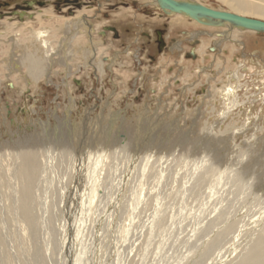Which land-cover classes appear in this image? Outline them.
<instances>
[{"label": "rangeland", "instance_id": "rangeland-1", "mask_svg": "<svg viewBox=\"0 0 264 264\" xmlns=\"http://www.w3.org/2000/svg\"><path fill=\"white\" fill-rule=\"evenodd\" d=\"M23 1L0 0V264H196L231 238L243 249L264 237V35L231 33L236 45L140 0ZM13 38L14 56L31 51L44 76L6 66ZM22 134L38 154L35 233L17 205Z\"/></svg>", "mask_w": 264, "mask_h": 264}, {"label": "bare ground", "instance_id": "bare-ground-1", "mask_svg": "<svg viewBox=\"0 0 264 264\" xmlns=\"http://www.w3.org/2000/svg\"><path fill=\"white\" fill-rule=\"evenodd\" d=\"M140 1H146L147 3H150L152 5L155 6V8L157 7L159 10L163 7V12H165L166 14H170L172 17V20L171 22L173 23L174 21H182L184 20L187 24L191 25L192 23L193 24H196V25H200L202 26L203 28H217L218 30H222V31H219L222 32L220 34H218L220 37L222 35V37H224L225 39L228 40L229 43H234L236 42L237 44L236 45H244L243 43H240L238 41H234L232 40V38L234 39H237L236 36L232 38H230V34L231 33H236V32H250V33H255L254 31H251V30H247V29H244V28H236L234 27L235 25L229 23V22H226V21H223V20H216V19H212L210 17H203V16H192V15H189L187 13H184V12H181V11H176V10H173L172 8L170 7H165L163 5L160 4V1H157V0H140ZM173 1H176V2H184V3H188V4H197V5H200V6H203L205 8H208V9H211V10H214V11H220V12H226V13H229V14H234V15H237V16H241V17H246V18H250V17H258V18H261V19H264V0H219L221 1L222 3H224L228 9V11H224V10H220V9H213L209 6H206L204 4H200V2L196 1V0H173ZM155 10V9H154ZM20 15H23V17H26L29 19L31 17V15H28V14H20ZM49 15V14H48ZM175 16H178V17H175ZM175 17V18H174ZM264 22V20H261ZM179 23V22H178ZM27 24V23H24L22 24L23 26ZM84 25L85 23L82 22V20L80 19H77L76 21V24H74L73 22L69 21L67 22V24L65 25V28H61L64 30V36H62L63 38L61 39L60 41V50L62 49L64 51V49L67 48L68 46V43L72 42L73 40V37L77 35H79V30H77L78 28H81L82 25ZM74 26V27H73ZM85 26V25H84ZM73 27V28H72ZM54 30V29H53ZM51 30V32L53 31ZM56 30V28H55ZM227 30V31H226ZM225 31L228 33V34H225L226 36H224V33ZM204 31L200 30V31H195L192 33V35L190 36H197L198 34H203ZM79 33V34H78ZM205 33V32H204ZM48 34L47 31H42L41 33V36L39 39H43L44 37H46ZM208 36H212L213 33H211L210 31H208L206 33ZM260 34V33H258ZM40 35V34H39ZM189 35V34H188ZM264 35V34H262ZM61 36V35H60ZM37 37V35H36ZM198 37V36H197ZM200 41V39L198 40V42ZM59 43V42H58ZM92 43V42H91ZM219 46L221 44L217 43ZM217 45V47H219ZM223 45V44H222ZM221 45V46H222ZM18 44H17V40H15L14 38L12 39V47H11V53L9 52V57H7L5 59V62H8L6 64V66H9L10 65H16L17 63L21 64V66L25 67V75L27 76H30L31 78H38L40 76L43 75V73L46 72V70H49L47 69V66L44 67L41 60L38 59V56L34 55L31 51H26V52H22L21 55L19 56H14V51L16 48H17ZM59 46V45H58ZM220 46V47H221ZM62 47V48H61ZM63 47H65L63 49ZM219 47V48H220ZM239 47V46H238ZM21 48V47H20ZM24 48V47H23ZM52 47H50L48 45V42L46 41L45 42V54H47V52L51 49ZM53 49V48H52ZM181 50V48H179ZM61 50V51H62ZM97 51V50H96ZM35 52V51H34ZM54 54V53H53ZM66 56V55H65ZM55 57V56H54ZM57 58V57H56ZM54 59V58H53ZM52 55L49 56V58H47V61H48V66L51 67L52 66ZM10 69H13V68H10ZM10 71V70H9ZM45 71V72H44ZM235 74V73H234ZM233 75V74H232ZM44 76V75H43ZM229 76V75H228ZM232 81H237L239 78L236 79L235 75L232 76ZM231 81V82H232ZM231 84V83H230ZM240 87V86H239ZM238 87L233 85H229V86H226L223 91L225 92V96L226 94H230L229 97L232 95H234V93L239 90L237 89ZM255 96V95H254ZM228 97V98H229ZM253 97V95H252ZM248 98V97H247ZM256 100V98H255ZM264 101V100H263ZM234 102L233 99L231 100L230 99V103H231V107H235L234 105ZM239 102V101H238ZM247 102V101H246ZM251 102H254V101H250L249 103L251 104ZM229 104V103H228ZM254 104V103H253ZM229 106V105H228ZM237 106V105H236ZM238 107V106H237ZM239 108V107H238ZM232 109V110H233ZM231 110V112H232ZM247 111V110H246ZM24 135V134H22ZM107 137V136H106ZM18 146H17V160H19V164H18V170L20 172L17 173L20 177H21V188H20V191L18 190V193H17V202H18V209L21 213V216H22V219L29 225H31L32 227V232H36V226L35 227V224H34V221L35 219H33L34 215H32L31 213V208H32V203L34 201V192H33V189L31 190V181L32 179L37 175V173L39 172V168H38V165H37V161H36V154L37 153H34V150L32 149V143H33V140L30 136H20V140L18 141ZM51 144V143H50ZM58 146H59V151H60V156L59 157H62L61 159H63L64 157H68L70 156L71 157V149H69V142L66 143V142H60V143H57ZM51 146V145H50ZM50 146H47L46 149H48V151L51 150ZM53 146V145H52ZM57 146V145H56ZM85 146V145H84ZM36 147V146H35ZM34 147V149H36ZM55 147V146H54ZM88 147V146H87ZM103 147V146H102ZM70 150V151H69ZM58 151V152H59ZM87 151V150H85ZM36 152V151H35ZM41 152V151H40ZM93 153V152H91ZM91 153L89 154L91 156ZM107 152H105L106 154ZM98 154V153H97ZM96 154V155H97ZM38 155V154H37ZM53 155V154H52ZM55 155V154H54ZM53 155V157H54ZM88 155V156H89ZM94 156V155H93ZM93 156H91L92 158H94ZM99 156V155H98ZM77 157V156H76ZM56 158V157H55ZM54 158V159H55ZM40 159V158H39ZM38 159V160H39ZM68 159V158H67ZM96 159V157H95ZM53 160V158L51 159ZM71 161V160H70ZM67 162V161H66ZM18 163V162H17ZM57 164V163H56ZM69 164V163H68ZM60 165V163H59ZM63 165V164H62ZM65 165V164H64ZM43 166V165H42ZM47 166V165H46ZM70 168V166H69ZM68 168V169H69ZM236 168V167H235ZM47 169V168H46ZM61 169V168H60ZM41 170V169H40ZM43 170V169H42ZM74 170V166L71 167V171ZM46 171V170H45ZM54 171V170H52ZM59 171V170H58ZM235 171V170H234ZM44 172V170H43ZM46 173V172H45ZM60 173V172H59ZM235 173V172H234ZM240 173V172H239ZM236 174V173H235ZM17 175V176H18ZM63 176V175H62ZM243 176V175H241ZM56 177V176H55ZM167 177V176H166ZM161 178V177H160ZM229 178V177H228ZM236 178V177H235ZM233 178V179H235ZM61 179V177H60ZM179 179V178H178ZM55 182V181H54ZM210 182V181H208ZM231 182V181H230ZM233 182V181H232ZM216 183V182H215ZM240 183V182H239ZM227 185V184H226ZM225 185V186H226ZM20 186V184H19ZM61 186V185H60ZM65 188V187H64ZM96 188V187H95ZM255 188V187H254ZM66 190V189H65ZM228 190V189H227ZM253 190V189H252ZM46 191V190H45ZM60 191V189H59ZM207 191V190H206ZM219 191V190H218ZM257 191V190H256ZM49 192V191H48ZM62 192V191H60ZM216 192V191H215ZM220 192V191H219ZM232 192V191H231ZM217 193V192H216ZM52 194V193H51ZM63 194V192H62ZM220 194V193H218ZM222 194V193H221ZM53 195V194H52ZM230 195V194H229ZM228 195V196H229ZM66 196V195H65ZM63 196V197H65ZM201 196V195H200ZM204 196V195H203ZM220 196V195H219ZM249 196V195H248ZM54 197H55V193H54ZM67 199H68V195L66 196ZM202 197V196H201ZM224 197V196H223ZM227 197V196H225ZM204 198V197H202ZM213 198V197H212ZM56 199H57V196H56ZM61 199V198H60ZM197 199V198H196ZM211 199V198H210ZM229 199V197H228ZM232 199H235V198H232ZM43 200V199H42ZM65 200V199H64ZM76 200V199H74ZM201 200V199H200ZM221 200V199H220ZM218 200V201H220ZM226 200V199H225ZM52 201V200H51ZM231 201V200H230ZM249 201V200H248ZM58 202V201H57ZM54 203V204H57ZM67 202V201H66ZM74 202V201H73ZM107 202V201H106ZM68 203V202H67ZM195 203V202H194ZM209 203V202H208ZM216 203V202H215ZM222 203V202H220ZM52 204V203H51ZM53 204V205H54ZM62 203H58V205ZM196 204V203H195ZM238 204V203H237ZM79 205V204H78ZM215 205V204H214ZM226 205V204H225ZM229 205V204H228ZM242 205V204H241ZM240 205V206H241ZM46 206V205H45ZM57 206V205H56ZM63 206V205H62ZM200 206V205H199ZM201 206H204L205 205H202ZM224 206V205H223ZM243 206V205H242ZM246 206V205H245ZM59 207V206H58ZM56 207V208H58ZM213 207V206H212ZM247 207V206H246ZM72 208V207H71ZM197 208V207H195ZM206 208V207H205ZM50 209V208H49ZM55 209V208H54ZM53 209V210H54ZM59 209V208H58ZM227 209V208H226ZM52 210V209H50ZM199 210V209H198ZM245 210V209H244ZM47 211V210H46ZM65 211V210H64ZM210 211V210H209ZM222 211V210H221ZM51 212V211H50ZM220 213V212H219ZM228 213V212H227ZM35 214V213H34ZM202 214V213H201ZM214 214V213H212ZM221 214V213H220ZM261 214V213H259ZM263 217H264V211H263ZM52 215V214H51ZM54 215V214H53ZM52 215V216H53ZM223 215V214H222ZM236 215V213H235ZM242 215V214H241ZM234 216V215H233ZM229 217V216H228ZM232 217V216H231ZM261 217V215H260ZM206 218V217H205ZM241 218V217H239ZM238 218V219H239ZM254 218V217H253ZM262 218V217H261ZM53 219V218H52ZM201 219V218H200ZM212 219V218H211ZM251 219V218H250ZM263 219V218H262ZM34 220V221H33ZM203 220V219H202ZM201 220V221H202ZM234 220V219H233ZM232 220V221H233ZM236 220V219H235ZM58 221V220H57ZM242 221V220H241ZM198 222V221H197ZM199 223V222H198ZM239 223V222H238ZM237 223V224H238ZM211 224V223H209ZM231 224V222H230ZM197 225V224H196ZM213 225V224H212ZM221 225V224H220ZM255 225V224H254ZM200 226V225H199ZM208 226V224H207ZM231 226V225H230ZM234 226V225H233ZM210 227V226H209ZM219 227V226H218ZM72 228V227H71ZM204 228V227H203ZM211 228V227H210ZM226 228V227H224ZM227 229V228H226ZM55 230V229H54ZM62 230V229H61ZM211 230V229H210ZM233 230V229H232ZM238 230V229H237ZM141 232V231H140ZM201 232V231H200ZM211 232V231H210ZM219 233V232H218ZM227 233V232H226ZM109 240V239H108ZM239 240V238H238ZM238 240L237 238H231L229 239V241H231L232 245L228 246L227 249H224V252L221 254H217L216 255V259H211L210 262H207L205 259H207L209 256L207 253L205 254V252H201L199 253V256H198V260L196 264H224L227 260L230 262V260L232 259L231 257H234V258H237L235 260L234 263L232 264H264V237H261V238H256V239H253L252 241H250V243H247V245L245 247L240 248L241 247V244L242 243H238ZM110 241V240H109ZM17 242V241H16ZM56 242V241H55ZM205 242V241H203ZM35 243V242H34ZM78 244V243H77ZM244 244V243H243ZM134 245V244H133ZM40 248V247H39ZM201 250V249H200ZM203 250V249H202ZM220 251V249H219ZM68 252V250H67ZM141 252V251H140ZM130 256V255H129ZM210 257V256H209ZM37 258V257H36ZM40 258V257H39ZM205 258V259H204ZM131 259V258H130ZM163 259V258H162ZM38 260V258H37ZM40 261V260H39ZM78 261V260H77ZM80 261V260H79ZM132 261V260H131ZM144 262V261H143ZM71 263V262H70ZM77 263V262H76ZM128 263V262H127ZM34 264V263H33ZM43 264V263H42ZM74 264V263H73ZM120 264V263H119ZM131 264V263H130ZM195 264V263H194Z\"/></svg>", "mask_w": 264, "mask_h": 264}, {"label": "water", "instance_id": "water-1", "mask_svg": "<svg viewBox=\"0 0 264 264\" xmlns=\"http://www.w3.org/2000/svg\"><path fill=\"white\" fill-rule=\"evenodd\" d=\"M165 7H170L173 10L181 11L192 16L210 17L216 20L229 22L236 28H244L254 31L255 33L264 34V22L254 18H246L229 14L226 12L214 11L197 4H188L184 2H176L173 0H157Z\"/></svg>", "mask_w": 264, "mask_h": 264}, {"label": "flooded vegetation", "instance_id": "flooded-vegetation-1", "mask_svg": "<svg viewBox=\"0 0 264 264\" xmlns=\"http://www.w3.org/2000/svg\"><path fill=\"white\" fill-rule=\"evenodd\" d=\"M40 1L41 0H33V1H31V0H24L23 1V3H38L39 5H43V2H41L40 3ZM45 1H47V0H45ZM49 1V0H48ZM58 1V3H60V2H62L63 3V5H66L68 2H76L77 0H57ZM88 2H89V0H88ZM52 3H54V1H52ZM145 6H150V7H155L154 5H152V4H150V3H144V7ZM23 13H28V12H22V14ZM19 16L20 17H22L20 14H19ZM81 20V19H80ZM83 21V20H82ZM106 30L108 31V33L106 34V35H112V29H110L109 30V28H106ZM101 32V35H103L104 34V32L103 31H100ZM198 42V41H197Z\"/></svg>", "mask_w": 264, "mask_h": 264}]
</instances>
